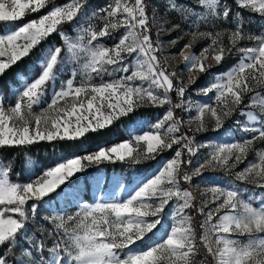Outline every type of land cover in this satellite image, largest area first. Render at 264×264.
<instances>
[{
    "label": "snow or ice",
    "instance_id": "snow-or-ice-1",
    "mask_svg": "<svg viewBox=\"0 0 264 264\" xmlns=\"http://www.w3.org/2000/svg\"><path fill=\"white\" fill-rule=\"evenodd\" d=\"M50 2L0 0V22L21 20ZM253 15L264 28V0H109L99 8L91 0H66L52 4L37 19L0 33V76L45 39L54 34L61 38L60 45L41 53L40 72L31 82L22 74L18 77L14 104L9 101L5 107L0 93V147L74 141L140 108L164 109L150 131L67 158L35 180L11 181V163L0 161V264H198L202 250L199 264H208L209 257L212 264H264V33L246 31ZM65 24L78 28L75 39L61 30ZM206 24L219 30L201 31ZM173 33L175 38L168 41L172 46L188 38L178 55L189 72H208L209 56L219 66L233 52L242 53L236 64L201 89L204 95L215 93L212 104L187 103L184 98L196 78L190 76L184 83L162 61L164 42L159 37ZM109 39L114 41L111 46L106 45ZM198 40L210 43L197 55L191 50ZM245 40L254 46L240 47ZM66 62L80 67L53 89L46 107L35 112ZM242 106L249 109L242 111L247 121H237V129L248 138L213 146L203 163L187 170L191 163L187 157L205 145L194 144L181 132L185 121L176 110L194 107L197 114L187 123L197 132L206 131L210 117L218 131ZM165 151L173 153L171 158L151 177L139 180L127 198L84 203L72 215L45 216L51 228H34L40 223L39 204L78 173L105 162L154 160ZM250 153L255 154L253 161H248ZM242 164L234 172L235 180L260 194L245 199L238 187L214 186L202 191L197 204L194 193L182 186L205 170L229 171ZM93 179L99 182L95 175L85 178L86 188ZM168 208L169 230L158 241L136 248L137 242L155 235ZM194 214L204 217L199 233Z\"/></svg>",
    "mask_w": 264,
    "mask_h": 264
},
{
    "label": "rangeland",
    "instance_id": "rangeland-1",
    "mask_svg": "<svg viewBox=\"0 0 264 264\" xmlns=\"http://www.w3.org/2000/svg\"><path fill=\"white\" fill-rule=\"evenodd\" d=\"M107 2H109V0H91V4L95 6L96 8L104 6ZM154 2L159 3V0H154ZM160 6L161 8L163 7L162 4ZM248 15H249L248 13H245L246 18ZM260 23L261 22L256 20L255 16L253 15L252 22L246 26V31H249L253 34L264 33V28L259 26ZM69 25H70V28L64 32L68 34L70 38L75 39V37L78 35L79 30L75 25H71V24ZM210 29L219 30L214 24H206L200 28L201 31H208ZM157 36H158V33L156 32V29L154 26L153 27V38L156 39ZM175 36L176 34L173 33L171 36H168L167 34H165L164 36L159 37L164 42V49L161 54L162 61H166L165 66L168 68L169 71L176 72L178 80H182L184 83H187L190 76L193 78H196L195 83L189 86L186 97L184 98L187 103L194 104V105L195 104H212L215 93L213 92V93H209L208 95H204L201 89L208 86L214 80V77L216 75L226 72L229 68H231L234 64H236L241 58L242 53L238 51L233 52V54L229 58L225 59L224 62L219 66H216L215 61L211 59V56H209V59L205 63L212 65V67L210 68L208 72L206 73H199L197 71L189 72V70L185 67L182 61V57L178 55L180 50L184 48V44L187 43L188 38L182 39L175 46H172L168 43V41L170 39L175 38ZM113 42H114L113 40L109 39L106 41V45L111 46ZM225 42L227 43V40H225ZM208 43H210V41L198 40L194 44L191 51L195 52L198 55L201 49L206 47ZM251 46H254L253 42L247 41V40L242 41L240 44V47H251ZM185 52L187 53L188 50L185 49ZM79 67L80 65L76 64L75 62H66L65 66L61 68L60 73L58 74L57 81L54 82L52 85H50L48 89V95L44 98V101L42 102L40 106L35 107L34 111L39 113L42 107H46L47 102H50L51 93L53 89H58L60 86V83L69 77L71 71L74 68L78 70ZM80 78L81 77L78 76L77 78L78 81ZM18 86H20V83ZM14 91H15V88L12 90L10 96L7 99H3L5 107H7L9 101H11L13 104L15 103V97L13 96ZM247 110L249 109H246L242 106L241 110L234 112L231 117L227 118L224 121L222 128L218 131L215 130L214 120L208 117L206 120L207 130L201 131V132L195 131L194 124L189 125L187 123L190 117H195L197 114L194 107L187 111L176 110V115L181 117L185 121V123L182 125L181 132L185 135H188L186 134L187 131L190 132L192 134L191 137H193L194 144L205 145V147H199L197 154L190 157L191 163L187 165V170L198 167L199 164L203 163L204 158L206 157L208 152L212 150L213 146L217 144H221V143L237 142L240 138H248L245 133L240 132L237 129V121H239L241 124L247 121L246 116L242 115V111H247ZM255 111L258 112V109H256ZM163 112L164 110L161 111L160 115L152 119L137 120L135 121L134 124L128 126L125 130L126 134L128 135V139L125 141L130 140L131 136L133 135L143 134V132L145 131H150L151 130L150 125L154 123L158 118H160ZM178 112H180L181 115H178ZM140 121H144V123L141 124ZM249 126L258 127L259 125L250 124ZM121 142H124V141H120V142H117V143H114L112 145H108L105 147H111ZM256 147L260 148L259 142H257ZM165 152H168V151H165ZM169 152H170V156L168 158H165L162 160L160 159L159 162L156 165H154L153 170H151L150 172L146 174L134 176L130 184H124L118 177L110 176L108 178L107 186L102 188V181L104 179V176L102 174H99V175H96L97 177H99V182H97V180L95 179L89 181V190H88L89 196L88 197L84 194V189H83L82 184H79L78 186L71 188L69 190H66L60 195H58L56 205L54 204L48 205L46 203H40L39 204L40 223L34 224V228L35 229H39L42 227L51 228V226L47 224V221L44 220L45 216L72 215L76 211H78L80 205L84 203H95L97 200H101V199L111 200L114 197L121 198V199L127 198L129 192H131L132 188L135 187L136 183L139 180L145 177H151L154 174V172L162 165L164 161L171 158L173 153L171 151ZM254 159H255V154L250 153L248 156V161H253ZM149 161H143L141 163H145ZM243 167L244 165L242 164V165H239L237 169L229 170V171H225L223 168L208 169V170L203 171L200 176L193 177L192 182L183 183L182 186L184 188H188L194 193V195L197 198L196 200L197 204H200L201 202L202 191L205 188L214 187V186H220V187H225V188L238 187L241 189V192L243 193L245 199H247L254 192L256 194H260V190L253 189L252 185H244L241 182H238L235 180L234 172L241 170ZM39 177L30 179V180H35ZM252 202L254 206H259L258 200H254ZM31 203L32 201H29V204ZM0 207H3V206H0ZM166 211H167V214L162 216L163 223L159 226V230L155 232V235L153 236L152 234H149V236L145 238V240L142 243L137 242L135 246L136 248H141L147 244L158 241L164 235V233L167 230H169L170 224L172 221V216H171L172 209L168 208ZM201 217L203 220L204 217L203 216ZM242 239L246 240L247 238L244 237Z\"/></svg>",
    "mask_w": 264,
    "mask_h": 264
},
{
    "label": "trees",
    "instance_id": "trees-1",
    "mask_svg": "<svg viewBox=\"0 0 264 264\" xmlns=\"http://www.w3.org/2000/svg\"><path fill=\"white\" fill-rule=\"evenodd\" d=\"M65 2L66 0H54L40 12L34 14L28 13L21 20L15 22H0V33H4L9 28H18L20 25L44 15L52 7V4L62 5ZM69 28L70 25L65 24L62 26L61 30L66 31ZM60 43L61 38L58 35L54 34L50 36L36 47L28 57L22 59L0 76V93H2L3 99H7L12 90L19 85L20 81L18 77H20L21 74L27 77L28 81L31 82L40 72L37 61L41 53L50 46H57L60 45ZM173 99L175 100L176 98L173 96ZM163 110V108L158 107L140 108L129 116L119 119L112 126L94 133H88L85 137L74 141H63L55 145L41 142L31 146H2L0 147V161L11 163L13 169L10 173L11 181L24 183L30 179L43 175L46 170L59 162L66 161L67 158L89 154L97 151L100 147L127 140L128 135L125 130L128 126L134 124L137 120L152 119L160 115ZM169 156L170 152L168 151L157 156L154 160L145 163L116 161L114 163L105 162L98 166L94 165L86 171L78 173L72 182L58 188L56 192L50 195V198H45L42 203L56 205L58 195L79 184H82L84 194L88 197L89 183L86 188L85 178L94 175L102 174L104 176L102 188L107 186L110 176L118 177L124 184H130L134 176L150 172L160 159L162 160ZM187 158L190 159V157ZM201 221V215L194 214L193 222L198 233L201 231L199 228ZM203 259L204 253L202 250L201 255L197 258L198 264L199 261ZM208 264H212L210 257L208 258Z\"/></svg>",
    "mask_w": 264,
    "mask_h": 264
},
{
    "label": "built area",
    "instance_id": "built-area-1",
    "mask_svg": "<svg viewBox=\"0 0 264 264\" xmlns=\"http://www.w3.org/2000/svg\"><path fill=\"white\" fill-rule=\"evenodd\" d=\"M53 1H54V0H51V2H53ZM178 115H181V113L178 112ZM181 129H182V126H181ZM186 134H188V136H190V137L192 136V134H191L190 132H188V131L186 132ZM192 138H193V137H192Z\"/></svg>",
    "mask_w": 264,
    "mask_h": 264
}]
</instances>
